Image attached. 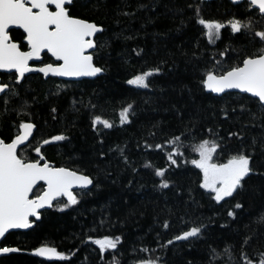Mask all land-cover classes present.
<instances>
[{
	"label": "trees",
	"instance_id": "16d2710c",
	"mask_svg": "<svg viewBox=\"0 0 264 264\" xmlns=\"http://www.w3.org/2000/svg\"><path fill=\"white\" fill-rule=\"evenodd\" d=\"M197 5L203 18L226 25L234 17L246 21L248 16L244 2L233 5L229 0H75L71 14L104 29L96 35L93 50L94 63L104 69L102 74L78 81L30 74L21 85L15 84L13 76L3 75V82L18 89L19 95L11 97L7 106L3 101L8 97L0 95V138L7 142L21 121L32 122L36 125L32 137L19 151L35 158L34 149L41 146L48 161L85 172L94 185L88 194L75 192L76 205L59 211L67 203L59 199L41 212L31 229L7 233L2 245L21 251L0 257V264H113L114 259L119 264H138L157 258L158 264H213L212 249L219 254L214 264H244L242 251L256 264L264 253V223H258L264 217V175L246 178L235 198L218 205L199 188V170L190 163L199 157L188 146L205 138H223L227 147L221 156L226 158L241 144L252 151L255 138L252 166L264 173V111L255 98L238 92L216 96L199 83L203 71L217 61L227 68L261 45L252 34L244 30L233 34L227 26L219 39L209 43L195 22ZM253 22L257 30L264 29V20L258 16H253ZM19 34L13 31L11 36ZM157 67L160 72L149 78V88L126 83ZM129 104L130 122L121 124L119 113ZM52 108L57 111L53 113ZM97 115L114 126L104 129L99 125L93 130L91 121ZM209 128L218 136L210 135ZM189 132L195 139L182 137L186 147L181 149L184 155L176 157V165L167 159L170 149L145 147ZM230 132H238L243 140L229 139ZM60 134L68 139L43 144ZM118 148L124 149L127 164ZM146 163L151 167H145ZM156 168L168 170L169 188L158 187ZM237 201L243 208L236 210L233 219L227 211ZM193 223L204 225L198 238L167 245ZM105 235L121 236L122 243L102 256L89 237ZM246 236L252 240L242 249ZM42 245L56 247L69 259L34 256L33 249ZM226 248L231 249V260L224 253Z\"/></svg>",
	"mask_w": 264,
	"mask_h": 264
},
{
	"label": "snow or ice",
	"instance_id": "6c2138e0",
	"mask_svg": "<svg viewBox=\"0 0 264 264\" xmlns=\"http://www.w3.org/2000/svg\"><path fill=\"white\" fill-rule=\"evenodd\" d=\"M241 2L242 0H231L233 5H239ZM243 2L246 4L245 11L248 13L246 21L234 17L227 21V25L220 21L203 18L200 6L195 7V22L202 26L203 34L209 43L219 39L221 30L227 26L233 34L240 33L242 30L252 34L259 39L261 45L255 52L245 55L227 68L221 61H217L211 68L203 71L199 83L201 88L209 93L221 94L229 90H237L238 93L249 94L264 111V29L257 30L253 22V16L264 20V0H243ZM74 3L75 0H0V71L12 74L16 85H21L30 73L43 74L44 77L68 78L95 77L101 74L104 69L94 63V54L90 50L97 48L95 37L104 29L94 21L72 15L70 7ZM188 7L193 6L190 4ZM122 14L131 15L127 12ZM259 22L256 21V23ZM13 28L22 29L23 42L18 43L13 39L10 34ZM25 47L27 50H22ZM45 52L50 54L51 63H44L41 60L42 53ZM224 55V52L220 53V56ZM30 62H39L40 66ZM159 72V67L142 71L132 76L126 83L136 88L147 89L150 87L149 78ZM0 94L8 97L3 101L7 106L10 98L18 96L19 91L8 83L0 82ZM24 107H27L26 103ZM131 109L132 105L129 104L120 111L121 124L130 122ZM240 110L243 112L245 106L241 105ZM51 111L55 113L57 109L52 108ZM221 111L224 112V119H228V112L223 109ZM232 111L235 112V109ZM252 118H256L254 114ZM91 123L93 130H96L99 125H102L104 129H111L114 126L112 122L99 115L94 116ZM35 127L36 125L32 122L21 121L18 124L17 134L10 142L0 138V238H4L10 230L31 229L34 224L31 218L40 220L41 210L52 208L53 202H59L61 197L66 198L67 203H63L57 210L63 211L76 205L78 199L73 189L78 188L84 194H88L91 191L90 186L94 185L93 178L85 172L50 164L42 155L41 146H36L34 149L38 159L28 158L20 152V146L29 141ZM208 132L210 135L218 136L211 128ZM186 135H192L195 139L191 132L181 133L167 139L166 143H157L152 146L146 144L145 147H154L161 151L170 149L167 152V159L170 165H176V157L184 155L181 149L186 145L182 137ZM228 136L229 139L243 140L238 132H230ZM66 139L68 138L63 134L55 135L50 140H44L43 144ZM255 144L256 139L253 138L252 151L241 144L238 151L229 153L226 158L221 156L227 147L223 143V138L211 140L205 138L199 143L188 146L199 157L190 161L199 170L198 186L209 194L216 204L227 202V198H235V195L244 189L246 178H250L251 175H264V173H258L252 166ZM118 151L124 163L127 164L124 149L118 148ZM145 167H151V164L146 163ZM167 173L168 170L164 168L154 169L155 176L160 178L158 185L160 189L170 187ZM38 186H42L43 191L35 195L34 192ZM242 208L243 204L237 201L227 211L228 217L235 219L236 210ZM258 223H264V217H260ZM168 227L169 223L166 221L164 228ZM203 228V224L193 223L186 231L168 240L167 245L173 244L174 241L198 238ZM89 240L98 246L102 256L107 250H117L118 245L122 243L121 236L105 235L96 239L89 237ZM251 240V236H246L241 248L243 249ZM20 251L18 247H0V254ZM141 251H148V249H141ZM224 253L229 254L231 260V249H224ZM32 254L47 260L69 259L56 247L47 245L33 249ZM218 255L215 249L211 250L213 264ZM241 258L244 264H254L243 251ZM113 264H119V262L114 259ZM138 264H158V258L156 260L142 259ZM256 264H264V253L260 254Z\"/></svg>",
	"mask_w": 264,
	"mask_h": 264
},
{
	"label": "water",
	"instance_id": "95a60500",
	"mask_svg": "<svg viewBox=\"0 0 264 264\" xmlns=\"http://www.w3.org/2000/svg\"><path fill=\"white\" fill-rule=\"evenodd\" d=\"M206 1H208V0H206ZM230 2H231V0H229ZM13 29H15V28H13ZM17 30H20L21 32H22V29H17ZM22 41H23V39H22ZM90 51H93V50H90ZM48 54V53H47ZM49 56H50V54H48ZM0 72H4V71H0ZM30 74H38V73H30ZM102 74V73H101ZM27 75H29V74H27ZM41 76H42V78H47V77H44L43 76V74H40ZM98 75H100V74H98ZM97 75V76H98ZM49 77H55V76H49ZM96 77V76H95ZM56 78H59V79H64V80H72V81H75V80H80V79H82V78H88V79H92V78H94V77H80V78H68V77H56ZM228 92H238L237 90H229ZM211 94H213V95H216V96H219V95H221V94H223V93H221V94H215V93H211ZM241 94H244V93H241ZM246 95H248V96H250L249 94H246ZM251 97V96H250ZM34 131V130H33ZM16 135V134H15ZM15 135L12 137V138H14L15 137ZM32 137V136H31ZM31 137L29 138V140L31 139ZM11 138V139H12ZM11 139L8 141V142H10L11 141ZM29 141H27V142H25V144L24 145H22V146H20V148L21 147H23V146H25L27 143H28ZM50 164H52L53 166H55L54 165V163H52V162H50V161H48ZM55 167H65V166H55ZM91 187V186H90ZM75 190H78V188H74L73 189V192L75 191ZM43 191V187H42V190L40 191V192H42ZM40 192H39V194H40ZM61 198H63V197H61ZM63 199H65L66 200V198H63ZM67 201V200H66ZM46 209H49V208H45V209H42V210H46ZM41 210V211H42ZM33 221H34V224H35V222H37L38 220H36L35 219V217H32L31 218ZM33 224V225H34ZM25 230H28V229H14V230H10V232H12V231H25ZM7 234V233H6ZM5 234V235H6ZM2 240H3V238H0V247H2L1 246V242H2ZM7 247H15V246H7ZM9 254V253H8ZM8 254H0V257H2V256H4V255H8Z\"/></svg>",
	"mask_w": 264,
	"mask_h": 264
},
{
	"label": "flooded vegetation",
	"instance_id": "af4514ba",
	"mask_svg": "<svg viewBox=\"0 0 264 264\" xmlns=\"http://www.w3.org/2000/svg\"><path fill=\"white\" fill-rule=\"evenodd\" d=\"M242 2H243V0H242ZM13 31H17V32L19 31V33H20L18 36H16V37L14 36L15 38H13V39L16 42H18V43L23 42L22 41V39H23L22 32L20 30H17V29H11L10 30V34H12ZM22 50H27V49L25 47ZM41 60L44 63H51L52 62V58L46 52L45 53H42ZM30 63H34L35 66H40V63L39 62H30ZM3 75H5V76H9V75L12 76V74H10V73L0 72V82H3ZM38 75H40V74H38ZM3 83H5V82H3Z\"/></svg>",
	"mask_w": 264,
	"mask_h": 264
}]
</instances>
